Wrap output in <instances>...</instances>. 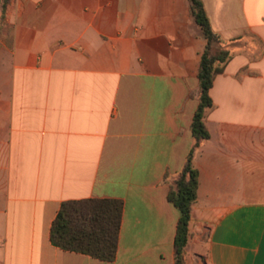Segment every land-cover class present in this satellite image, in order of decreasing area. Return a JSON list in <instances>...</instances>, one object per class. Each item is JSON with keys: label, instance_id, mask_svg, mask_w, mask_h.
<instances>
[{"label": "crops", "instance_id": "obj_1", "mask_svg": "<svg viewBox=\"0 0 264 264\" xmlns=\"http://www.w3.org/2000/svg\"><path fill=\"white\" fill-rule=\"evenodd\" d=\"M215 77L185 264H264V0H202ZM207 46L190 0H0V264H176L170 185ZM123 202L113 261L51 242L63 202Z\"/></svg>", "mask_w": 264, "mask_h": 264}, {"label": "trees", "instance_id": "obj_2", "mask_svg": "<svg viewBox=\"0 0 264 264\" xmlns=\"http://www.w3.org/2000/svg\"><path fill=\"white\" fill-rule=\"evenodd\" d=\"M11 0H1L3 12ZM192 14L207 46L199 71V106L192 122L194 146L185 164L170 185L168 200L179 211L175 240L176 264H185L184 254L190 236L192 207L198 198L199 172L194 157L201 143L210 138L205 125L207 112L214 107L210 90L215 77L224 72L233 54L229 45L216 33L209 21L202 0H190ZM123 202L114 199L70 200L62 203L51 229L54 246L103 261H113L119 246Z\"/></svg>", "mask_w": 264, "mask_h": 264}, {"label": "rangeland", "instance_id": "obj_3", "mask_svg": "<svg viewBox=\"0 0 264 264\" xmlns=\"http://www.w3.org/2000/svg\"><path fill=\"white\" fill-rule=\"evenodd\" d=\"M185 262V261H184Z\"/></svg>", "mask_w": 264, "mask_h": 264}]
</instances>
